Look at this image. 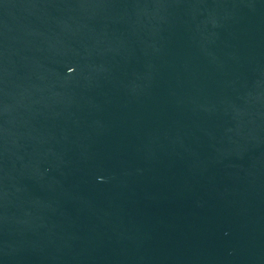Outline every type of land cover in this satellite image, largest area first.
Here are the masks:
<instances>
[{
	"label": "water",
	"instance_id": "1",
	"mask_svg": "<svg viewBox=\"0 0 264 264\" xmlns=\"http://www.w3.org/2000/svg\"><path fill=\"white\" fill-rule=\"evenodd\" d=\"M0 264H264V0H0Z\"/></svg>",
	"mask_w": 264,
	"mask_h": 264
}]
</instances>
